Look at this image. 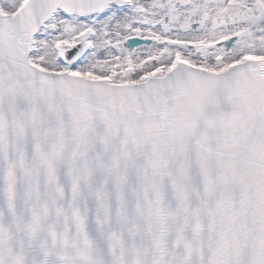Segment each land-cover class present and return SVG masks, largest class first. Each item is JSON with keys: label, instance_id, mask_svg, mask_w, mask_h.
<instances>
[{"label": "snow or ice", "instance_id": "snow-or-ice-1", "mask_svg": "<svg viewBox=\"0 0 264 264\" xmlns=\"http://www.w3.org/2000/svg\"><path fill=\"white\" fill-rule=\"evenodd\" d=\"M0 264H264V0H0Z\"/></svg>", "mask_w": 264, "mask_h": 264}]
</instances>
